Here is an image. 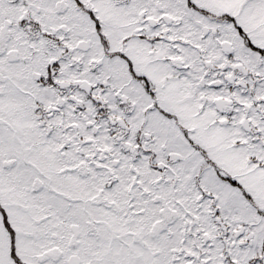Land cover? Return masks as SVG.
I'll list each match as a JSON object with an SVG mask.
<instances>
[{
	"label": "snow or ice",
	"instance_id": "obj_1",
	"mask_svg": "<svg viewBox=\"0 0 264 264\" xmlns=\"http://www.w3.org/2000/svg\"><path fill=\"white\" fill-rule=\"evenodd\" d=\"M0 264H264V0H0Z\"/></svg>",
	"mask_w": 264,
	"mask_h": 264
}]
</instances>
